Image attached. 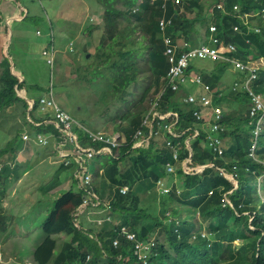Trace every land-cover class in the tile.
I'll return each instance as SVG.
<instances>
[{"label": "trees", "instance_id": "16d2710c", "mask_svg": "<svg viewBox=\"0 0 264 264\" xmlns=\"http://www.w3.org/2000/svg\"><path fill=\"white\" fill-rule=\"evenodd\" d=\"M99 2L103 6L102 36L91 53L93 59L81 70L85 77L90 74L88 80L96 87L97 107H105L104 115L117 125L119 133L123 130L124 136L121 134L122 140L117 139L120 145L116 147L89 136L74 122L68 129L63 123H50L52 115L40 117L35 113L46 89L42 88L38 94L40 86L28 82L16 68L10 52L12 31L0 8V36L3 29L7 34V41L0 45V114L23 102L25 124L32 135V139H24V131L16 132L0 148V232L8 231L16 218L5 212L7 182L12 183L18 177L23 165H29L23 170L25 173L28 167L42 164L41 159L48 155L44 156L40 146L50 144L53 152L59 149L58 144H71L68 137H72L79 154L71 153L66 158L69 162L59 163L52 174L46 167L43 169L44 184L38 187L39 200L47 198L51 210L37 225L40 231L29 258L34 264H141L134 252L136 240L153 241L150 254L144 252L152 264H264V201L260 193L264 194V122L256 126L257 113L250 114L252 96L259 95L264 101V64L254 69L258 73L251 79L249 90H230L217 100L225 106L224 134L235 140V145L224 151L230 159L213 155L205 144L203 131L191 141L190 156L186 139L192 134L196 120L193 111L205 106L184 102L183 98L193 93L194 85L187 86L185 81L178 80V87L172 88L167 76L171 67L167 46L159 35L160 16L170 20L165 31L173 41L178 31L189 33L196 23L199 28L208 23L204 31L207 37L215 23L218 38L237 47L226 55L246 65L250 54L252 58H264V0H210L207 19L202 16L205 3L201 0L185 1L186 7L199 8L191 19L179 12L181 6L173 0ZM25 18L26 15L22 20ZM50 27L53 29L52 23ZM88 27L94 26L84 29L91 35ZM137 30L142 32V37L148 34L147 40L133 36ZM54 37L53 31L49 34L48 48L42 49L51 68L56 64ZM201 40L214 42L213 38ZM84 48L87 53L86 44ZM182 53L183 49H178L177 58ZM212 63L209 71L201 70L202 79L210 88L221 86L223 73L231 66L229 62ZM194 68H197L195 61L186 72ZM250 73L248 68L232 70L240 83ZM50 92L54 95L52 81L45 93L48 96ZM153 103L156 106L150 108ZM83 106V110L88 107ZM110 109L116 112L110 115ZM27 116L31 117L30 121ZM165 125H171L177 136L170 129L166 131ZM256 127L262 129L259 134ZM155 129H162L171 139V145L177 148V160L173 156L174 148L167 145L168 139L162 145L157 142ZM105 148L111 151H102ZM32 150L30 159L36 161H20V165L19 153L28 155ZM87 151L96 157L87 156ZM188 156L196 170L185 173L181 166ZM168 163L176 164V170H169ZM92 169L94 179L85 178L83 170L90 174ZM68 176L69 187L58 188L61 178L65 180ZM55 188L58 189L54 191ZM84 194L91 199L84 202ZM225 196L233 206L223 205ZM98 218L104 222H98ZM123 227L135 238L129 239ZM21 260L23 263L24 259Z\"/></svg>", "mask_w": 264, "mask_h": 264}, {"label": "rangeland", "instance_id": "374dc122", "mask_svg": "<svg viewBox=\"0 0 264 264\" xmlns=\"http://www.w3.org/2000/svg\"><path fill=\"white\" fill-rule=\"evenodd\" d=\"M185 1L186 0L180 4L181 7L179 12L183 13L187 18H194L198 14L199 8L197 6L186 7ZM201 1L205 3L202 16L207 19L206 13L210 7V0ZM0 8L5 16L6 23L9 24L12 31V36L10 38V52L14 57L16 68L22 73L28 82L37 83L40 86L36 92L41 94L40 90L45 88V92L48 93V87L52 81L54 100L63 107V110H67V114L71 117L76 116L75 125L82 127L91 137L93 135L107 142H111L112 146L115 147L120 145V141L117 140L119 139V131L116 128L117 125L109 121L108 116L104 115L106 111L105 107H97L96 101L98 95L96 87L88 80L90 74L87 73L85 77L81 70V67L85 68L84 66L93 59L91 53L95 52V46L98 45L100 36H102L103 6L99 0H3L0 4ZM23 8H26V12H28L27 14L23 12ZM235 9H238V6L235 7ZM25 15L26 18L22 20ZM13 17L16 19L11 20ZM50 23H52V31H54L55 34L54 44L56 49V64L54 68L48 66L46 63V55L42 53V49L48 48L49 46L48 41L51 30ZM88 25L94 26L88 27L91 28V35L89 37L85 36L88 31H84V29L87 30ZM207 25L208 23L202 24L199 28L196 23L192 25V30L189 33L178 31L176 38L174 39V44L180 45V47H184L185 44L190 45L191 43L192 47L199 46L201 44V39L206 36L204 31ZM214 25L216 26V24H213L210 34L215 33V29L213 28L215 27ZM36 30H40L41 34L38 35ZM2 32L3 33L0 36V45H2L4 41H7L5 29H3ZM159 35L165 37L166 31L164 34L163 31H161ZM133 36L140 40H147L148 34L144 33L142 37V32L137 30ZM188 39H191L192 42L188 43ZM70 40H72L73 43L70 44ZM88 40H90V44L87 46L88 52L86 53V49H82V45L79 43ZM63 43H68V47L63 46ZM77 46L80 48V56L77 55V53L69 54L65 51L70 50V53H73L74 49H77ZM87 54H89L88 57ZM251 56L253 57V55L250 54L249 62H254V65L257 66L263 65L264 58H252ZM223 58H225L223 60L228 59L227 57ZM231 60L233 65L223 73L221 86H217L213 89L202 79L201 72L203 69L209 71L213 67L211 61H196L195 65L197 68H194L188 73L189 77H200V83L204 84L205 88L208 87L210 94L204 96L209 98L211 102L218 103L216 97L221 93H223L224 96V93H227L230 90L234 91L235 89H240L242 92H245V87L250 82L249 79L245 80L242 84L239 81H236V78L232 75V70L237 69V66L234 64L240 60L233 58ZM240 62L242 63V61ZM78 73L80 77L78 76ZM140 85H142V83H139V86ZM139 86L137 88L138 92L140 91ZM193 88L195 89L196 87L194 86ZM45 92L41 94L40 101L48 100L46 98L49 95L47 96ZM22 93V91H19V94ZM132 97L133 96L130 95V98ZM193 97L195 98V95ZM55 101H52V104L48 107L41 105L35 113L40 117L52 115L51 117L53 118H51L52 120H50V123L60 122V119L56 115L55 107L57 103ZM119 103L121 104V102ZM44 104L47 103L45 102ZM84 104L88 105L86 110H83ZM155 106L156 104L154 103L150 104V108ZM222 108L225 110V106ZM23 109V102L20 101L17 102L15 106H10L6 110L10 113L7 112L0 114V148L3 147L10 138L21 131L22 134L24 131L22 137L26 135L29 139H32V135L27 128L28 124H25V117L22 112ZM207 110L206 107L201 108V112L205 115ZM115 112V110L110 109L109 114L111 115ZM30 118V116H27L29 121ZM204 120L207 122L208 117L205 116ZM116 123H121L120 119H118ZM201 124V121L193 120V126L200 128ZM9 127L11 130H9ZM122 132L123 130L120 131V135L122 134L123 137L124 135ZM219 136L225 145H235L233 137L227 136L224 132H220ZM68 138L71 144L68 146L58 144L57 147L59 149H54L53 152H50V150H52L50 144L49 146H40V148L44 150V156L46 154L48 155L46 158L44 157L41 159L42 164L40 165L39 162L36 163L37 165L32 166L31 169L28 167L25 173L23 170L29 165H23L21 169L19 168L18 177L15 178L12 183L7 182L8 192L4 202V207L7 211L5 212L16 218L14 220L15 223L10 226L8 231L0 232V264H21L22 258L25 260V262L23 260L22 264H34L29 258L31 256L32 244L40 231L37 225L45 219L51 210L50 205H47V203H49L47 198L42 201L39 200L41 191L38 187L44 184V182H41L44 167H46L52 174L58 168L59 163L63 162L67 164L69 162V159L66 158L67 156H70L71 153H75L76 155L79 154V151L74 144L75 139L72 137ZM156 139L157 142L162 145L168 138L165 134L158 132ZM102 151L110 152L111 148H105L102 149ZM28 153V155H25L23 152H20L17 162L20 163V161L26 162V160H29V163H34L36 160L32 161L30 159V154L34 153V150L29 151ZM52 153H54V155H52ZM250 153L253 154V152ZM86 155L96 157V154L89 151L86 152ZM218 156L226 160L230 159V155H227V153L224 154V152L218 154ZM17 162L16 165H18ZM85 170H83L82 174L87 177L88 172H85ZM93 171L94 170L92 169L90 172V179L94 177ZM70 181L71 178L69 176L66 177L65 180L61 178V184L58 188L69 187ZM57 189L55 188L53 190L55 191ZM93 196L96 195L94 194ZM38 201L42 205L41 207H39L40 204ZM33 213H35V215Z\"/></svg>", "mask_w": 264, "mask_h": 264}, {"label": "clouds", "instance_id": "9594fccd", "mask_svg": "<svg viewBox=\"0 0 264 264\" xmlns=\"http://www.w3.org/2000/svg\"><path fill=\"white\" fill-rule=\"evenodd\" d=\"M139 1H142V0H139ZM174 1V3L175 4H181L182 3V0H173ZM219 6H221V4H218ZM235 7V6H234ZM161 19H164V21H165V26L164 27H162L161 26ZM170 22V20H166L165 19V17L164 16H161L160 17V19H159V23H160V27H161V31H163V34L165 33V28L167 27V24ZM212 26H213V24L211 25V27H210V32H211V29H212ZM38 31L40 32V33H38ZM37 31V33H38V35H40L41 34V31L40 30H38ZM53 31H52V29L50 30V33H52ZM49 33V34H50ZM162 38H163V41L165 42V38H169L170 40H171V42L172 43H174V41L172 40V38L170 37V36H168V35H165V37L162 35ZM205 39H211V38H213V40H214V42L213 43H211V44H209V43H207V42H204L203 40H201V44L199 45V46H197V47H192V43L189 41L188 43H191L190 45H186L185 44V46L184 47H180V45H177V52H178V49H183V52H186V51H188V50H191V49H198V48H200V46H202V45H209V46H213V47H220V46H224V47H226L228 44H233V43H225L223 40H221V39H219L218 38V36L216 35V26H215V33L214 34H210V35H208L207 37H204ZM215 39H216V41H215ZM166 44V43H165ZM166 46H167V44H166ZM233 46H234V49L233 50H230V51H225L224 53H223V55H224V57H227L228 59L227 60H223V59H225V58H218V59H207V58H205V59H194V60H192L190 63H192V62H196V61H202V60H208V61H222V62H224V63H226V62H229L230 64H231V66L233 65V63H232V58L233 59H237L236 57H232L231 56V58L229 57V56H227L226 55V53H228V52H234L235 51V49H237V47L233 44ZM238 60V59H237ZM240 61H242V60H240ZM190 63H189V65H190ZM242 63L245 65V62H243L242 61ZM263 64H264V62H263ZM188 65V66H189ZM235 65V64H234ZM230 66V67H231ZM259 66H257V65H254V62H248L246 65H245V67L244 68H240V67H237V68H240V69H245V68H248L250 71H252V73H250L248 76H247V78L249 79V81H251V79L255 76V73L253 72L254 71V69H256V68H258ZM187 69V68H186ZM186 69L184 70V72L186 73V75L187 76H185V78H184V80L183 81H185V83L186 82H188L187 84H191V85H194L195 87H197V88H201L200 90H204L205 92L204 93H197V92H195L194 93V91H193V93H191V94H188V95H186L184 98H183V100H184V102L185 103H188V104H195L194 102L193 103H191V102H189L188 101V97H189V95H195V97H196V99L197 98H199V97H201V95H209L210 94V92H209V90L207 89V88H205V86L203 85V86H199V85H201V83H198V82H196V81H192V80H190V78H189V76H188V73L186 72ZM181 81V80H180ZM195 83V84H194ZM250 83V82H249ZM249 83H248V85L245 87V90H249L250 89V86H249ZM241 84H242V82H241ZM237 90H239V91H241L240 89H237ZM222 94V93H221ZM221 94L219 95V96H217L216 97V99H219L220 98V96H221ZM253 95H255V94H253ZM256 96V98L254 97V96H252V99H251V102H250V114L251 115H254L255 113H257L254 117H256V126L257 125H261V123H263L264 122V101H263V98H261L259 95H255ZM222 97H223V95H222ZM186 98V99H185ZM223 105H220V103H216V102H211V105H209V106H206V108L208 109L207 110V113H208V121L207 122H205V120H204V118H198L196 115H195V110L193 111V114H194V116H195V118H196V120L197 121H201L202 122V124H201V127L199 128V127H195V126H193V129L191 130L192 131V134H190V136H189V138H187L186 139V145L188 146V148H190V143H191V141L194 139V138H196L199 134H200V131H203L204 133H205V144H206V146H207V148H209L210 150H211V152L213 153V155L215 156L216 154H221V153H223L225 150H227V148H229V146L230 145H225L223 142H222V140H221V138H220V136H219V133L220 132H224L226 129H227V126L223 123V112H224V110H223ZM214 108H219L220 110H221V117L219 118V119H217L216 118V115H215V113H213L212 114V116L210 117V114L213 112V109ZM200 111H201V108L199 109ZM202 113V112H201ZM206 113V114H207ZM170 114H172V112L170 113ZM166 116H168L169 115V113H166L165 114ZM175 116V115H174ZM254 117L251 119V121H250V123L252 124L253 123V121H254ZM73 118V121H74V124L76 123V120H75V118L74 117H72ZM263 120V121H262ZM215 123H218L221 127H222V129H220L219 131H215L214 129H213V127H212V125L213 124H215ZM165 128H166V131L167 130H169L170 129V131L173 133V134H175V132H173V130H172V126L171 125H165ZM189 129H191V128H189ZM188 129V130H189ZM157 132H161V133H165L164 131H162V129H159V130H157V129H155ZM260 131H262V129H261V127H260V129H259V127H256V132H257V134H259L260 133ZM254 133H255V130H254ZM176 135V134H175ZM177 136V135H176ZM24 138V137H23ZM24 139H29V138H24ZM119 139L120 140H122L121 139V135H120V133H119ZM214 139H218V141L216 142H213L212 143V141H214ZM167 145H169V146H171V147H173L174 148V154H173V156L176 158V160L178 159V154H177V148L172 144L171 145V139L170 138H168V141H167ZM254 147H255V145H254ZM224 149V150H223ZM254 150V149H253ZM189 155L190 156H192V150H191V148H190V153H189ZM190 163H191V158L188 156L186 159H184L183 161H182V164H183V166H181V167H183V169H184V171H185V173H188V172H190L191 170H196L195 168H194V166H191L190 165ZM176 165V164H175ZM174 164L172 165L171 163H168L167 164V168L169 169V170H172V171H174V170H176V166H175ZM185 167H187V170H185ZM85 178H90V174H87V177H86V175H85ZM231 178L232 179H234L233 178V176H231ZM235 182V186H237L238 185V181H234ZM260 183V182H259ZM160 184V183H159ZM261 186H260V184H258V188H260ZM159 188V187H158ZM260 193H261V197H262V199H263V201H264V197H263V193L260 191ZM91 199V197L90 196H88V195H86V194H84V199H83V201L84 202H86L87 201V199ZM222 203H223V205H226V204H229V205H231V206H233V204H232V202L230 201V199L229 198H227L226 196L222 199ZM96 204H97V202H96ZM98 222H104V220H102V218H98V220H97ZM130 234H132L133 235V237H128L127 236V234H126V236L129 238V239H134L135 238V235L133 234V233H131L130 232ZM152 243H153V241H149V242H145V243H143L142 241H139V240H136V244H135V248H134V252L135 253H137V256H138V260L141 262V264H152V262L150 261V258L144 253L145 251L148 253V254H150V252H151V245H152ZM137 244H140V247H137Z\"/></svg>", "mask_w": 264, "mask_h": 264}, {"label": "built area", "instance_id": "2783aa9c", "mask_svg": "<svg viewBox=\"0 0 264 264\" xmlns=\"http://www.w3.org/2000/svg\"><path fill=\"white\" fill-rule=\"evenodd\" d=\"M161 26L162 27L165 26L164 19H161ZM214 29H215V27H214ZM38 33H40V32L38 31ZM215 41H216V39H215ZM165 43L167 44L166 53L168 54V59H169V62L171 63V67L167 73V76H168V80H169V83L171 84L172 88L178 87V80H181V81L184 80V78H185L184 70L188 67L189 63L192 60L198 59V58L199 59L223 58L224 57L223 53L225 51H230V50L234 49L233 44H228L226 47L220 46L217 48L213 47V46H209V45H202L198 49H191V50H188L186 52H183L180 55V57L177 58V45L172 43L169 38H165ZM49 61L52 62L53 58H51ZM235 66L240 67V68L245 67V65L243 63H241L240 61H237V63H235ZM189 78L192 81H196L198 83L201 82L200 77H189ZM206 88L208 89V87H206ZM49 96H50L49 98H46L48 100H42L41 102H43V103L46 102L48 105H51L52 101L53 102L55 101L53 98L52 92H50ZM188 101L191 103L194 102L195 104H202L205 107L211 105V100L209 98L205 97L204 95H201V97H199L197 99H196V97L194 98L193 95H189ZM55 109H56V115L60 119V123L61 124L63 123L65 128H68V129L72 128V125L74 122L72 117L69 114H67V112L64 111L57 104H56ZM213 113H215L217 119H219L221 117V110L219 108H214L213 112L210 114V117L212 116ZM195 115L198 118H204L205 116L206 117L208 116V113L205 115L204 113H201V111L199 109H196ZM212 127L215 131H219L220 129H222V127L218 123L213 124ZM24 138H28V136L24 135ZM215 141L217 142L218 139H214V141H212V143ZM89 152H91V151H89ZM127 236L133 237V235L130 233H128ZM137 247H140V244H137Z\"/></svg>", "mask_w": 264, "mask_h": 264}, {"label": "crops", "instance_id": "0c3cea01", "mask_svg": "<svg viewBox=\"0 0 264 264\" xmlns=\"http://www.w3.org/2000/svg\"><path fill=\"white\" fill-rule=\"evenodd\" d=\"M26 10V8H23V11H25ZM22 16H23V14H22ZM79 34V33H78ZM85 36H90V35H85ZM70 41H72V40H70ZM9 42H10V40H9ZM69 43V42H68ZM68 43H63V46H66V47H68ZM79 44H81L82 45V49H83V45H87L88 46V44H90V40H88V41H84V42H82V43H79ZM78 44V45H79ZM69 49V48H68ZM85 49V48H84ZM65 51H67V52H69L68 50H65ZM70 53V52H69ZM75 53H77V55H81V52H80V48L77 46V49H74V52L73 53H70V54H75ZM189 84H187V86H188ZM204 84H201V85H199V86H203ZM215 88V87H214ZM201 88H193V91L194 92H197V93H204L205 91L204 90H200ZM213 89V88H212Z\"/></svg>", "mask_w": 264, "mask_h": 264}, {"label": "bare ground", "instance_id": "6f19581e", "mask_svg": "<svg viewBox=\"0 0 264 264\" xmlns=\"http://www.w3.org/2000/svg\"><path fill=\"white\" fill-rule=\"evenodd\" d=\"M222 3H223V2H222ZM220 4H221V3H220ZM224 7H225V6H224ZM214 8H216V4H215V7H214ZM217 8H218V7H217ZM244 14H245V13H244ZM262 17H263V16H262ZM247 18H248V17H247ZM248 25H249V24H248ZM214 26H215V25H214ZM213 28H214V27H213ZM236 28H237V27H236ZM243 28H244V27H243ZM250 28H251V26H250ZM243 30H244V29H242V31H243ZM235 31H236V30H235ZM245 33H246V32H245ZM218 37H219V36H218ZM71 43H73V42L70 41V44H71ZM52 48L55 49V46H53ZM70 48H71V46H70ZM256 61H257V60H256ZM262 66H263V65H261V66H259V67H262ZM191 69H192V68H191ZM256 73H258V72H256ZM256 73H255V74H256ZM184 75L187 76L185 72H184ZM255 76H256V75H255ZM258 76H259V74H258ZM247 79H248V78L246 77L245 80H247ZM245 80H244V81H245ZM236 81H238V80H236ZM242 83H243V82H242ZM252 92H253V91H252ZM252 92H251V93H252ZM253 93H254V92H253ZM56 103H57V102H56ZM41 105H42V106H45V107H48V106H49L48 104H44L43 102L40 101V106H39V107H41ZM57 105L60 106L59 103H57ZM64 111H65V110H64ZM66 111H67V110H66ZM156 134H158L157 131H156ZM174 159H175V157H174ZM259 189H260V188H259ZM259 191H260V190H259ZM123 231H124V233H126V234L130 233L129 230L126 229V228H124V227H123Z\"/></svg>", "mask_w": 264, "mask_h": 264}, {"label": "water", "instance_id": "95a60500", "mask_svg": "<svg viewBox=\"0 0 264 264\" xmlns=\"http://www.w3.org/2000/svg\"><path fill=\"white\" fill-rule=\"evenodd\" d=\"M14 19V18H13ZM89 56V54H87V57Z\"/></svg>", "mask_w": 264, "mask_h": 264}]
</instances>
